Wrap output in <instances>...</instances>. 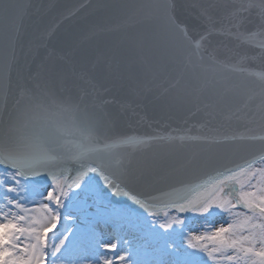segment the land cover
<instances>
[{"label":"snow or ice","instance_id":"6c2138e0","mask_svg":"<svg viewBox=\"0 0 264 264\" xmlns=\"http://www.w3.org/2000/svg\"><path fill=\"white\" fill-rule=\"evenodd\" d=\"M100 7L0 0V264H264V0Z\"/></svg>","mask_w":264,"mask_h":264},{"label":"water","instance_id":"95a60500","mask_svg":"<svg viewBox=\"0 0 264 264\" xmlns=\"http://www.w3.org/2000/svg\"><path fill=\"white\" fill-rule=\"evenodd\" d=\"M32 2L41 7L42 30L58 25L53 36V44L56 47L80 42L98 27L115 23V17L100 6L115 3L117 0H32ZM113 39L112 35L101 33L95 39L84 43L86 47H103ZM148 115L155 120L168 119L166 114L158 110H149ZM182 119L183 114L177 113L173 115L172 122L176 123ZM123 130L130 129L125 126Z\"/></svg>","mask_w":264,"mask_h":264},{"label":"rangeland","instance_id":"374dc122","mask_svg":"<svg viewBox=\"0 0 264 264\" xmlns=\"http://www.w3.org/2000/svg\"><path fill=\"white\" fill-rule=\"evenodd\" d=\"M214 222H219V218H216ZM195 227H198V225H196ZM109 238H110V234L106 232L105 233V239H109Z\"/></svg>","mask_w":264,"mask_h":264}]
</instances>
